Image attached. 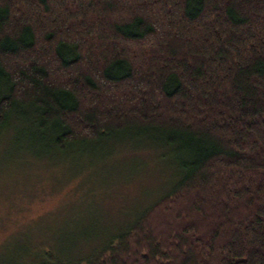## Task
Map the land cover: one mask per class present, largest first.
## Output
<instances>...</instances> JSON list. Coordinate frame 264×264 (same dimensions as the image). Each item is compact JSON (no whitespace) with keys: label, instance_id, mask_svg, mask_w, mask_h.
<instances>
[{"label":"trees","instance_id":"1","mask_svg":"<svg viewBox=\"0 0 264 264\" xmlns=\"http://www.w3.org/2000/svg\"><path fill=\"white\" fill-rule=\"evenodd\" d=\"M19 112L61 150L129 131L183 156L73 264H264V0H0V127Z\"/></svg>","mask_w":264,"mask_h":264},{"label":"rangeland","instance_id":"2","mask_svg":"<svg viewBox=\"0 0 264 264\" xmlns=\"http://www.w3.org/2000/svg\"><path fill=\"white\" fill-rule=\"evenodd\" d=\"M54 136L23 112L0 127V264L96 254L183 177V156L152 135L108 134L65 150Z\"/></svg>","mask_w":264,"mask_h":264},{"label":"bare ground","instance_id":"3","mask_svg":"<svg viewBox=\"0 0 264 264\" xmlns=\"http://www.w3.org/2000/svg\"><path fill=\"white\" fill-rule=\"evenodd\" d=\"M173 148V147H172ZM178 152V151H177ZM179 153V152H178ZM179 156V155H178ZM181 158V157H180ZM176 159V158H175ZM215 188V187H214ZM219 188V187H218ZM214 199V198H213ZM168 210V209H167ZM149 225V224H148ZM152 260V259H151Z\"/></svg>","mask_w":264,"mask_h":264}]
</instances>
